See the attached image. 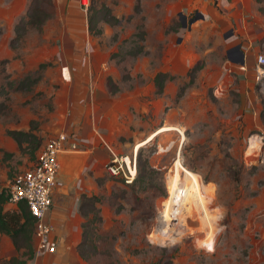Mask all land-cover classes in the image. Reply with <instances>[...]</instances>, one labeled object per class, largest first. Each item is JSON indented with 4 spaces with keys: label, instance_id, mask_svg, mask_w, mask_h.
I'll return each instance as SVG.
<instances>
[{
    "label": "rangeland",
    "instance_id": "rangeland-1",
    "mask_svg": "<svg viewBox=\"0 0 264 264\" xmlns=\"http://www.w3.org/2000/svg\"><path fill=\"white\" fill-rule=\"evenodd\" d=\"M31 1L0 0V87L5 75L38 78L30 89L10 90L0 115V191L34 163L7 130L32 131L39 148L66 136L68 151L94 152L80 175L90 185L84 193L70 190L87 222L78 249L85 263L264 264V89L254 71L251 89H238L221 28L228 16L217 1L92 0L87 12L78 2L87 19L78 37L88 53L76 48L75 56L85 53L89 61L72 67L58 51L60 31L49 23L52 0L40 1L50 12L44 32L23 23L12 41ZM253 5L251 20L264 27V0ZM91 16L97 22L89 30ZM41 63L47 65L39 69ZM158 72L171 77L161 92ZM139 147L158 171L146 189L126 184L123 172L106 171L114 157L121 163L128 157L132 166ZM123 169L127 174L124 162ZM13 247L10 239L0 241V264L23 257Z\"/></svg>",
    "mask_w": 264,
    "mask_h": 264
},
{
    "label": "crops",
    "instance_id": "crops-1",
    "mask_svg": "<svg viewBox=\"0 0 264 264\" xmlns=\"http://www.w3.org/2000/svg\"><path fill=\"white\" fill-rule=\"evenodd\" d=\"M204 1V0H202ZM212 1L215 0H205ZM219 6L218 12L222 17L228 16V25L226 23L221 27L227 45V61L233 64L230 70H234L238 77V89H251L252 74L256 61V53L260 51V43L264 41V27L256 24L251 20L255 17L254 0H216ZM53 18L49 20L54 23V27L58 29V38H61L60 48L58 51L64 55L67 67H72L76 62L89 61V56L85 53H77L74 49L79 48L87 52L88 47L82 39L78 37L80 30L87 28V19L84 14L78 10L77 3L79 0H52ZM80 7V6H79ZM254 10V11H253ZM84 12V11H83ZM47 22L43 25V32L47 28ZM264 44V42H263ZM261 46H263L261 44ZM86 47V49H85ZM238 47V52L230 53L229 51ZM74 51V57L69 56ZM229 52V53H228ZM240 52L243 53V62H240ZM261 53V51L259 52ZM258 53V54H259ZM83 54V55H82ZM59 59L61 60V56ZM89 70V68H88ZM69 71V69H68ZM72 73V71L70 70ZM80 73V72H78ZM85 71V75H86ZM71 150H75V147ZM87 153V160L92 156L93 148L77 149ZM86 160V162H87ZM79 179L73 183V186L63 181L60 185V178L53 193V203L47 214V220L53 225L54 230L51 235V242L55 244V252H36L34 258L29 264H88L80 257L78 245L81 241V214L79 213L80 199L70 195V190L76 188L80 193H84L85 185H90V181L86 178L81 181ZM83 184V185H82ZM82 185V186H81ZM61 188L60 192H57ZM86 190V189H85ZM66 191V193H64ZM56 193V194H55ZM77 193V194H80ZM5 209V207H4ZM6 210V209H5ZM5 235L0 234V241ZM13 245V244H12ZM14 248V247H13ZM15 249V248H14Z\"/></svg>",
    "mask_w": 264,
    "mask_h": 264
},
{
    "label": "trees",
    "instance_id": "trees-1",
    "mask_svg": "<svg viewBox=\"0 0 264 264\" xmlns=\"http://www.w3.org/2000/svg\"><path fill=\"white\" fill-rule=\"evenodd\" d=\"M40 1L41 0H32L30 2L28 8L26 9L25 15L20 18V20L14 27L15 37L12 39V41L18 40L17 39L18 37H16V32H18L21 29L20 24L24 23L26 24V26L32 25L38 31L40 32L42 31L44 23L50 17V12L46 11L45 9H40L39 7ZM96 22L97 21L94 16H91L88 18L89 30L95 29ZM23 29L25 30V28ZM141 37L142 38L144 37V32L142 33ZM1 62L2 63L6 62V60H3ZM46 65L47 64L45 63L39 64V69L45 67ZM198 69H200V65H196L192 67L188 71V73L190 75H193ZM5 78H7L8 81L1 84V87H0V96H3V99L0 100V115L6 110L8 106L7 100H8L10 90L30 89L31 86L34 84V82L38 80V78L35 79L31 76H25L21 80H18V81L10 80L8 75H5ZM167 78H171V77H168L166 73L158 72L155 75L154 83L157 85L159 92L162 91L164 82ZM6 132L17 143L19 150L21 152L27 151L30 157L34 158V162H35L36 161L35 152L40 149L39 147L41 146V139L33 135V132L30 130L29 132H25L21 130H10L9 129ZM32 139H34L35 142H32ZM25 142H27L28 144L27 145L28 147L26 148V150L23 148V144ZM5 156H10V153L9 154L5 153ZM188 169L190 168L187 167V170ZM157 173L158 171L155 168H153L152 165L150 164L148 156L144 155V148L139 147L137 150V154H136V175L132 181L133 185H136V184L143 185V188L146 189L148 185L147 179L148 178L153 179V176ZM97 182L101 184L102 179L97 177ZM164 195L165 193L163 194V196ZM8 198H9V188L2 189L0 191V234L5 235L9 238L16 252L17 253L20 252V255L23 257H18L16 255L11 256L8 259H4L1 263L2 264H26L27 261L32 260L35 255V250L33 248V233H34L35 218L31 214L30 210L28 209V205L24 201L18 202L15 205L16 209L14 210H5L4 205L8 202ZM83 199L93 200V202L100 201V198L95 197L94 195L88 197L87 195L83 194ZM118 207L122 208L121 205H118ZM86 224L87 222H85L84 225L82 224V227H84ZM79 247H81L80 244L78 245V249Z\"/></svg>",
    "mask_w": 264,
    "mask_h": 264
},
{
    "label": "built area",
    "instance_id": "built-area-1",
    "mask_svg": "<svg viewBox=\"0 0 264 264\" xmlns=\"http://www.w3.org/2000/svg\"><path fill=\"white\" fill-rule=\"evenodd\" d=\"M91 0H79L81 9L87 12ZM257 82L264 89V53L256 56L253 69ZM66 136L50 139L39 149L36 161L17 175L9 186L8 202L16 205L20 201L26 202L28 209L35 218L33 239L36 240V252H55V244L51 242L54 227L47 219V214L53 203V193L58 183L59 162L57 155L66 151ZM116 157L112 158L106 166V171L112 176H118L123 172L124 182L132 183L136 175V161L133 158L131 166L130 159L124 158L118 162ZM123 162L128 170L125 174ZM109 173V174H110Z\"/></svg>",
    "mask_w": 264,
    "mask_h": 264
},
{
    "label": "water",
    "instance_id": "water-1",
    "mask_svg": "<svg viewBox=\"0 0 264 264\" xmlns=\"http://www.w3.org/2000/svg\"><path fill=\"white\" fill-rule=\"evenodd\" d=\"M238 49V47H235L234 50L231 49L229 52H238ZM240 62H243L242 52H240ZM57 160L59 162L58 178L62 179L64 182L73 184L79 179L83 171L87 160V153L74 150L61 151L57 155ZM259 161L260 159L257 162Z\"/></svg>",
    "mask_w": 264,
    "mask_h": 264
},
{
    "label": "bare ground",
    "instance_id": "bare-ground-1",
    "mask_svg": "<svg viewBox=\"0 0 264 264\" xmlns=\"http://www.w3.org/2000/svg\"><path fill=\"white\" fill-rule=\"evenodd\" d=\"M250 138H251V137H250ZM256 140H258V137H257V138L253 137V138L251 139V141H253V143H252V145H250V150L255 149L256 146H255L254 144L256 143ZM254 151H255V150H254ZM128 159H129V158L127 157L126 160H128ZM177 163H180V162L177 161ZM183 169H184V168H183ZM185 171H186V174H188L190 177L193 178L194 174H192L190 171H188V170H186V169H185ZM189 176H187V180L190 178ZM188 184H189V183H188ZM188 184H186L185 187L188 186ZM185 187H183V191H182L183 193H184V191H185V189H184ZM201 189L204 190V188H202V187H201ZM204 194H205V193H204ZM210 194L213 195L212 191H208V194H206V198H209V199H210V198H211V197L209 196ZM207 195H208V196H207ZM189 204H190V202H189ZM182 205H184V204H182V203L180 202L179 206H180V207H183Z\"/></svg>",
    "mask_w": 264,
    "mask_h": 264
}]
</instances>
